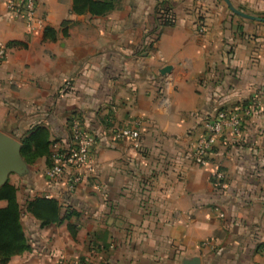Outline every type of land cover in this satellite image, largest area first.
Returning <instances> with one entry per match:
<instances>
[{
    "label": "crops",
    "instance_id": "1",
    "mask_svg": "<svg viewBox=\"0 0 264 264\" xmlns=\"http://www.w3.org/2000/svg\"><path fill=\"white\" fill-rule=\"evenodd\" d=\"M5 1L0 130L21 142L46 128L53 150L78 118L95 136V172L76 187L45 171L47 194L38 196L58 199L69 215L42 226L24 210L30 248L5 264H182L193 256L264 264V22L235 14L225 0H164L174 24L157 34L163 0H116L104 16L74 13L73 0H37L42 26L28 30ZM231 2L264 17V0ZM255 101L241 137L225 126L208 163L196 164L204 122ZM124 126L139 129L137 142L115 139ZM39 161L49 167L45 157L26 162L30 173ZM217 167L225 189L212 182ZM27 192L18 190L24 209Z\"/></svg>",
    "mask_w": 264,
    "mask_h": 264
},
{
    "label": "built area",
    "instance_id": "2",
    "mask_svg": "<svg viewBox=\"0 0 264 264\" xmlns=\"http://www.w3.org/2000/svg\"><path fill=\"white\" fill-rule=\"evenodd\" d=\"M7 12L12 18L23 19L28 30L42 26V19L37 15V0H6ZM200 28L199 32L203 33ZM7 56L6 47L0 46V61ZM69 84V81L66 82ZM258 101L250 102L247 105L237 104L231 108H221L215 112L213 117L204 122V131L193 144L192 160L204 166L208 163L209 156L217 141L223 136V129L228 126L235 138L242 135V126L245 117L250 116L257 108ZM70 137L65 146L54 148L52 152V164L47 169L46 175L55 182H59L67 176L69 189L80 184L87 173L95 172L93 159V147L95 136L83 128L80 119L74 118L69 122ZM114 137L118 140H131L137 142L140 132L137 127H118L114 131ZM212 182L218 189L226 188L225 172L217 167L212 172ZM72 264H88L77 260Z\"/></svg>",
    "mask_w": 264,
    "mask_h": 264
},
{
    "label": "trees",
    "instance_id": "3",
    "mask_svg": "<svg viewBox=\"0 0 264 264\" xmlns=\"http://www.w3.org/2000/svg\"><path fill=\"white\" fill-rule=\"evenodd\" d=\"M115 2L116 0H73V12L104 16L115 9ZM164 4L166 1H161L155 10L158 17L153 32L157 34H160L164 27L174 24L171 8ZM196 25L198 31L200 28L204 29L203 33L206 31L203 16L199 15ZM21 144L22 157L28 164H33L38 159L45 157L49 167L51 166L52 141L49 139V132L46 128L38 127L35 132L25 136ZM0 201L6 202L4 207H0V264L7 263L13 256L21 255L30 248L22 224L24 210L36 218L42 226L60 223L69 215L70 210L69 208L66 209V214L63 217V206L60 201L46 196H36L27 200L26 207L23 209L18 201V188L9 180L0 187Z\"/></svg>",
    "mask_w": 264,
    "mask_h": 264
},
{
    "label": "water",
    "instance_id": "4",
    "mask_svg": "<svg viewBox=\"0 0 264 264\" xmlns=\"http://www.w3.org/2000/svg\"><path fill=\"white\" fill-rule=\"evenodd\" d=\"M230 10L235 14L247 19L264 22V17L250 15L236 8L231 0H225ZM169 71V67L163 70L164 73ZM21 142L16 138L0 130V187L9 179L11 174L28 175L30 167L21 154ZM182 264H203L200 256L185 258Z\"/></svg>",
    "mask_w": 264,
    "mask_h": 264
},
{
    "label": "rangeland",
    "instance_id": "5",
    "mask_svg": "<svg viewBox=\"0 0 264 264\" xmlns=\"http://www.w3.org/2000/svg\"><path fill=\"white\" fill-rule=\"evenodd\" d=\"M53 151H55V149H53L52 152ZM47 169L48 166H46L43 161H39L32 167V173L28 175L11 174L8 180L9 182L17 186L19 191L22 188L23 190H28L26 197H28L29 199L34 198L38 195H46L47 191L43 186H45L44 179L46 178L45 171Z\"/></svg>",
    "mask_w": 264,
    "mask_h": 264
}]
</instances>
